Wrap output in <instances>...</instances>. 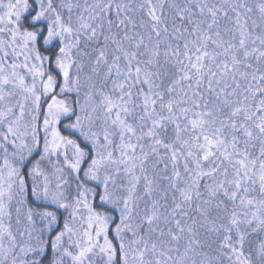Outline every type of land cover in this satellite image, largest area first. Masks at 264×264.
<instances>
[{
  "label": "snow or ice",
  "instance_id": "6c2138e0",
  "mask_svg": "<svg viewBox=\"0 0 264 264\" xmlns=\"http://www.w3.org/2000/svg\"><path fill=\"white\" fill-rule=\"evenodd\" d=\"M0 264H264V0H0Z\"/></svg>",
  "mask_w": 264,
  "mask_h": 264
}]
</instances>
